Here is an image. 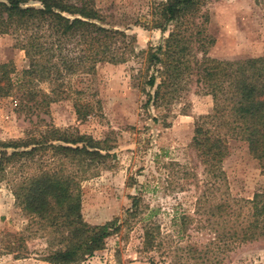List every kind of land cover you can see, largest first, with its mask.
Wrapping results in <instances>:
<instances>
[{
  "label": "trees",
  "instance_id": "1",
  "mask_svg": "<svg viewBox=\"0 0 264 264\" xmlns=\"http://www.w3.org/2000/svg\"><path fill=\"white\" fill-rule=\"evenodd\" d=\"M211 1L154 2L147 22L168 34L145 58L146 70L153 71L147 84L154 94L148 102L170 111L195 83L214 103L213 112L196 122L191 143L205 173L194 213L174 208L164 230L158 222H149L154 211L134 196L124 223L129 228L137 221L143 224L142 245L148 252H164L165 242L171 246L177 237L189 238L192 225L191 231L208 229L214 234L202 250L191 243L169 246V251L182 253L181 264H221L220 254L264 240V192L252 200L232 197L222 169L235 141L248 146L264 172V56L238 60L209 56L215 44L207 31L206 7ZM0 36H11L27 62L21 71L13 62L0 64V102L9 100L14 112L37 119L47 115L52 104L64 101L73 102L80 120L99 113L101 102L92 94L99 69L143 55L136 53L134 36L104 24L93 0H0ZM45 128L39 138L28 134L25 140L0 141V179L16 176L10 183L17 206L30 225L53 237L44 261L81 264L103 250L106 240L124 225L118 220L96 226L86 223L77 177L65 166L72 161L82 163L83 169L98 167L108 154L103 155L91 139L61 132L53 125ZM168 186L186 189L179 182ZM142 214L146 217L139 220ZM176 256L182 261V256Z\"/></svg>",
  "mask_w": 264,
  "mask_h": 264
},
{
  "label": "rangeland",
  "instance_id": "2",
  "mask_svg": "<svg viewBox=\"0 0 264 264\" xmlns=\"http://www.w3.org/2000/svg\"><path fill=\"white\" fill-rule=\"evenodd\" d=\"M93 1L104 16V24L134 36L136 53L143 55L99 69L93 79L92 94L100 100L101 111L85 120L78 119L71 101L52 104L41 120L35 115L17 114L9 100L0 102V141L25 140L28 134L39 138L46 125H53L61 132L91 139L103 155L108 154L98 167L83 169L82 163L72 161L65 166L67 172L77 177L84 221L96 226L118 220L124 225L106 240L103 250L81 264L184 263L181 252L169 251L171 246L185 247L191 243L202 250L214 234L208 229L191 231L192 225L189 238L181 241L177 237L171 246L165 242L164 252H148L142 245L143 224L137 221L129 228L124 223L134 196H140L143 204L154 211L149 222H158L164 230L170 225L169 214L174 208L193 215L205 173L191 143L198 119L213 112V99L191 83L170 111L148 102L154 94L147 84L153 71L146 70L145 58L163 44L168 34L149 27L147 22L151 21L152 4L165 0ZM206 9L210 15L207 31L215 40L208 51L211 58L238 60L264 56V0H212ZM9 62L18 71L27 66L25 54L14 47L13 38L0 36V64ZM222 169L232 197L252 200L256 193L264 192V172L245 143H230V154ZM14 177L7 174L0 179V264H50L44 258L53 237L30 225L17 206L10 183ZM169 182L184 183L186 189L169 187ZM143 216L146 217L142 214L139 220ZM202 226L208 228L205 222ZM178 254L182 261L178 260ZM219 256L223 259L221 264H264V240Z\"/></svg>",
  "mask_w": 264,
  "mask_h": 264
}]
</instances>
